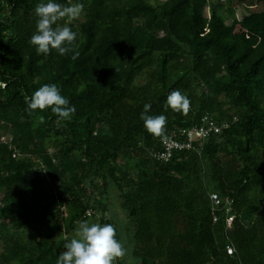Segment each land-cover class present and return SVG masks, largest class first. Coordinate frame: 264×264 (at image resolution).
Masks as SVG:
<instances>
[{
    "label": "trees",
    "instance_id": "trees-1",
    "mask_svg": "<svg viewBox=\"0 0 264 264\" xmlns=\"http://www.w3.org/2000/svg\"><path fill=\"white\" fill-rule=\"evenodd\" d=\"M42 2L0 0V264H56L61 239L90 219L113 224L136 264H264V0L237 27L226 16L243 0H55L84 5L53 26L78 33L76 60L31 45ZM44 84L75 106L71 119L29 115ZM174 89L187 115L164 108ZM146 103L166 136L229 123L163 161Z\"/></svg>",
    "mask_w": 264,
    "mask_h": 264
},
{
    "label": "clouds",
    "instance_id": "clouds-1",
    "mask_svg": "<svg viewBox=\"0 0 264 264\" xmlns=\"http://www.w3.org/2000/svg\"><path fill=\"white\" fill-rule=\"evenodd\" d=\"M84 10L82 3L64 5L47 0L38 3L34 8L37 17L36 30L30 38L37 54H49L55 50L59 55L65 56L72 53L71 59L79 57L77 36L68 24L53 27L62 18H67L70 23L78 19ZM189 98L178 89L170 91L164 104L165 109H171L181 115H187L190 110ZM51 109L60 120H69L75 113L76 108L70 105L69 100L62 96L55 84H44L34 91L28 103L27 111L31 115L36 110ZM151 104L143 106L140 119L143 121L145 130L154 137L165 138V126L167 117L163 114L148 115ZM40 122L44 117L40 116ZM116 228L113 224H99L88 220L78 222L73 238L67 236L61 240L63 251L56 259V264H114V261L124 258L128 250L116 239ZM60 240V241H61ZM60 241H56L59 245Z\"/></svg>",
    "mask_w": 264,
    "mask_h": 264
},
{
    "label": "built area",
    "instance_id": "built-area-1",
    "mask_svg": "<svg viewBox=\"0 0 264 264\" xmlns=\"http://www.w3.org/2000/svg\"><path fill=\"white\" fill-rule=\"evenodd\" d=\"M229 123L221 124L220 126L214 124L212 121H209L205 125L197 123L189 127L181 135L174 137L173 135H167L166 139H162V148L160 151L154 153V157L159 160L168 161L171 157L174 150L188 149L192 147L193 142L199 137H206L210 133H217L222 127L227 126ZM1 139H3L1 137ZM211 197L214 198L215 202H218L217 195L215 193L211 194ZM233 216L226 217L227 227L231 226ZM233 248L230 245H226V253L231 254Z\"/></svg>",
    "mask_w": 264,
    "mask_h": 264
},
{
    "label": "rangeland",
    "instance_id": "rangeland-1",
    "mask_svg": "<svg viewBox=\"0 0 264 264\" xmlns=\"http://www.w3.org/2000/svg\"><path fill=\"white\" fill-rule=\"evenodd\" d=\"M257 7L258 8H264V5L263 6L262 5L257 6ZM248 8H254V4L252 3V0H243V3H240L239 6H237L236 9H234V12L232 13V15L227 14L226 21L237 27L239 25V15L243 11H246ZM115 192L116 191L114 189H111L109 192V200H108L109 214L115 220L119 221V223L122 225V227L125 231V235L128 236L129 232H130V228L132 229V223L129 222V219L127 218L126 214L124 213V211L119 206V202L115 196ZM90 221H91V219H90ZM91 222H93V221H91ZM121 230H122V228H121ZM74 234H75V231H74ZM74 234H73V236H74ZM71 238H73V237H70L69 239H71ZM122 238H123V235L121 233V239ZM130 241H131V234H130ZM123 244L127 245L126 246L127 250L130 249V246H128L127 243L124 242ZM124 259H125V262L127 264H136L138 261L137 257L133 256L130 252H128V254L124 257Z\"/></svg>",
    "mask_w": 264,
    "mask_h": 264
}]
</instances>
